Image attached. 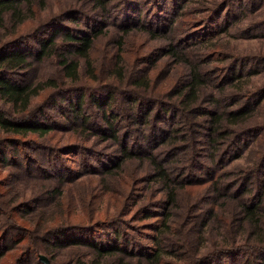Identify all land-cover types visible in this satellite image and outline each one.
<instances>
[{
    "label": "trees",
    "instance_id": "16d2710c",
    "mask_svg": "<svg viewBox=\"0 0 264 264\" xmlns=\"http://www.w3.org/2000/svg\"><path fill=\"white\" fill-rule=\"evenodd\" d=\"M144 1L0 0V264H45L42 253L51 264H264V53L252 49L264 30L241 24L264 5L233 13L232 0H176L172 11L164 0L162 31L123 14L103 74L101 17ZM223 13L230 23L217 27ZM132 29L167 48L133 58ZM185 35L196 41L179 43ZM163 55L174 80L158 88ZM41 63L54 68L30 78ZM67 105L70 126L46 110Z\"/></svg>",
    "mask_w": 264,
    "mask_h": 264
},
{
    "label": "rangeland",
    "instance_id": "374dc122",
    "mask_svg": "<svg viewBox=\"0 0 264 264\" xmlns=\"http://www.w3.org/2000/svg\"><path fill=\"white\" fill-rule=\"evenodd\" d=\"M164 0H159V4L155 7V9L152 10L154 4L153 3H148V0H145L143 2L142 5L139 6H133V5H126L124 7L118 8L115 10L114 14H116V16H103L101 17L102 23L101 25H99V28L101 27L103 30L107 31V36L108 37H102L97 39L95 47L93 48V56H94V61H95V65L96 68L101 71L103 74L107 75L109 72V68L111 66V48H116L118 50V45H115V40L119 39L120 37V29L118 28L121 24V18L122 15L124 14V17H130L133 16L132 18H130V25L129 27L134 28V27H140V23H142V25H147V26H162V30L166 29V25L164 27V23L167 22V19L163 18H159L158 14H159V10H160V4H163ZM215 1V0H213ZM212 1V2H213ZM171 4L167 5L168 7L172 8V11L174 10V5L176 0H170L169 1ZM183 2V1H181ZM218 2L222 3V0H217L216 3L212 4L216 5ZM250 2H253V4H250ZM262 4L264 5V0H232L230 2L229 5V9L228 12H233V13H239L242 10H250V8H254V10H258L259 7L262 6ZM90 6V5H89ZM256 6L257 8L253 7ZM159 7V8H158ZM90 10H92L91 12H94L95 9L93 6H90ZM124 12H123V11ZM261 13H259L260 15L257 16L255 19H253V17L255 16V14L251 15L250 17L244 19L241 24H244L245 26H250L251 28H253L254 32H260L262 30H264V22L262 20H264V6L261 10ZM258 13V12H257ZM163 15L166 16V18H173L175 15L170 13V11L167 9L164 12H162ZM248 15V14H247ZM246 15V16H247ZM225 14L223 13V15L221 17L217 18V22H216V26L217 27H225L228 23H230V19L231 16H226V18L224 19ZM245 16V17H246ZM244 18V17H243ZM154 21V22H153ZM163 23H160V22ZM87 24L90 25L91 23L89 21ZM66 25H71L72 21L70 20H66L65 21ZM84 28H88L87 26H84ZM214 28V25H213ZM90 30V29H89ZM52 32L51 31H47V34H50ZM173 32H171L172 34ZM147 35V34H146ZM188 35H185L184 37H182L179 41V43H182L183 38L185 39V41L183 42L184 44L186 43H193L196 41V37H192V38H188ZM34 43H37L36 40L33 39ZM234 42V41H233ZM258 41H255V43ZM182 43V44H183ZM158 45H160L162 48L166 46V43L164 42V38L159 37L157 39H152L149 40L147 39V37H145L144 33L142 32L141 29H132V32L126 36V42H125V48L127 49V52L131 54V56L133 58H138L139 56H141L144 53H149L154 51ZM167 48V47H165ZM252 49L254 51L257 52H263L264 53V48H263V44H256L255 46L252 47ZM160 51V49L158 50V52ZM168 55H163L162 58H159L155 64L156 65V69L153 72L155 74V84L156 86H158V88L166 85L168 82L174 80L173 77V69L170 67V65L167 64L168 61ZM263 62V61H262ZM214 64H216L215 62L210 63L207 66L213 67ZM261 66H264V62L260 63ZM54 67L51 64H46V63H41V64H37L36 68L34 71H32L30 73L31 77L33 78L36 75L39 74H43L45 72H49L50 70H52ZM260 83L263 82V79L259 78ZM77 96V95H76ZM75 97V96H74ZM87 100H88V96H86ZM122 98V97H120ZM123 99V98H122ZM66 102V100L64 101ZM89 102V101H88ZM87 105L86 107V114H90L91 115V120H97L98 122L102 123L103 122V117L101 114V110L94 106L91 102H89L87 104V101L84 102V106ZM70 107L67 105L64 111L59 110V108L56 107H48L46 110L48 112V114L53 117V119L57 120V121H61L63 125L65 126H70V118L68 119V115L67 113H69ZM121 122V125L125 124V120H119ZM139 129L132 131L131 133H128V135L130 134V137L128 136V140L129 141H133L135 140H139L141 139L142 135H141V130L144 129V126H137ZM128 129H126L127 132ZM63 131H57V135L62 134ZM125 133V132H124ZM96 140H97V144H99L100 146L105 147L106 142L104 141L103 138L95 136ZM108 148V147H107ZM30 152L36 156L37 158H42L43 156H41L40 154H38L37 151H34L33 149H30ZM44 152V154H48V156L50 155V153H47V151H42ZM85 154L86 156H90V154L88 153H80V154H75L73 153V155H69L71 157L76 156L75 158L80 159L81 156ZM48 158V157H47ZM49 159V158H48ZM18 160H22V158L19 156ZM52 159L49 160V162ZM43 162V166L44 167H48L49 165H47V162L44 160ZM42 164V163H41ZM70 164H75L74 162H70ZM11 168H7L4 170L6 176H10L11 174H13L14 172L17 173L19 169H17V167L14 166H9ZM140 172V170H139ZM18 177L23 178L24 184L25 185H29L30 181V177L27 173H17ZM3 177L5 176L4 174L2 175ZM11 178H14V176H10ZM6 179V177H5ZM44 254V253H42ZM46 255V254H45Z\"/></svg>",
    "mask_w": 264,
    "mask_h": 264
},
{
    "label": "water",
    "instance_id": "95a60500",
    "mask_svg": "<svg viewBox=\"0 0 264 264\" xmlns=\"http://www.w3.org/2000/svg\"><path fill=\"white\" fill-rule=\"evenodd\" d=\"M40 258H41V261L44 262L45 264H51V260L47 255L41 254Z\"/></svg>",
    "mask_w": 264,
    "mask_h": 264
}]
</instances>
